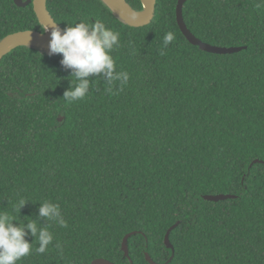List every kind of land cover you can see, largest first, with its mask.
<instances>
[{"label": "trees", "instance_id": "trees-1", "mask_svg": "<svg viewBox=\"0 0 264 264\" xmlns=\"http://www.w3.org/2000/svg\"><path fill=\"white\" fill-rule=\"evenodd\" d=\"M126 1L143 10L141 0ZM178 1L156 0L153 21L131 27L102 0H47L62 29L99 18L120 33L113 55L129 73L122 91L106 92L95 77L86 99L67 104L62 54L24 46L1 61L0 211L26 223L49 201L67 222L40 220L53 244L20 264H150L147 254L157 264H264V8L187 0L183 18L195 37L243 48L222 55L184 36ZM42 30L32 4L0 0V42ZM20 198L29 203L19 214Z\"/></svg>", "mask_w": 264, "mask_h": 264}, {"label": "clouds", "instance_id": "clouds-1", "mask_svg": "<svg viewBox=\"0 0 264 264\" xmlns=\"http://www.w3.org/2000/svg\"><path fill=\"white\" fill-rule=\"evenodd\" d=\"M255 7L264 8V0H257ZM66 24L67 27L63 31L58 26L52 28L49 44L50 53L62 54L61 65L66 70H71V86L65 91L63 100L67 104H73L86 99L95 88L94 80H100L93 79L95 77H102L106 82V92L113 93L116 87L122 91L129 81V73L117 70L113 55L122 47L120 33L108 27L99 18L95 19L94 23L92 20L81 18L79 22ZM42 31L47 33L49 27L45 25ZM173 40L174 33H165L161 55ZM28 203L24 198H20L13 207L20 214L21 209ZM39 205L40 219L25 217L26 223L13 214L0 211V264H20L33 252L45 254L49 250L54 235L40 220L54 222L62 228L67 226L60 204L43 201ZM29 235L35 239L34 243L28 241ZM37 244L34 248L33 245ZM55 247L63 255L62 245L56 243Z\"/></svg>", "mask_w": 264, "mask_h": 264}, {"label": "water", "instance_id": "water-1", "mask_svg": "<svg viewBox=\"0 0 264 264\" xmlns=\"http://www.w3.org/2000/svg\"><path fill=\"white\" fill-rule=\"evenodd\" d=\"M121 20H123L127 25L131 27H143L149 25L155 16V9H156V0H141L143 5L142 11L134 10L131 5L126 0H102ZM15 4L19 7H26L30 4L33 5L34 11L39 19V22L44 27L45 25L49 27V31L47 33L37 32V31H22L11 34L5 37L0 42V63L9 53L19 47H34L43 49L48 55H58V54H51L49 49V44L51 40V30L54 27H59L62 31L63 29L56 25L57 23L53 19L52 15L50 14L47 8V0H14ZM187 0H179L177 5V22L178 25L184 34V36L189 40V42L195 46H198L201 50L213 53V54H233L241 51L242 47H231V48H224V47H216L210 44H207L197 37H195L191 31L187 28L184 18H183V7ZM255 163H260V161H255ZM236 196L232 195H208L205 196L204 199L207 201L212 202H219L224 201L227 199H234ZM176 227V226H175ZM173 227L165 237V244L169 249L173 251V255L171 259L168 261L170 262L174 257V248L170 243V233L175 228ZM130 237L128 235L123 244V250L128 256V247H127V240ZM147 261L150 264H157L155 263L151 257L147 254ZM93 264H113L107 260L99 259L93 262Z\"/></svg>", "mask_w": 264, "mask_h": 264}]
</instances>
